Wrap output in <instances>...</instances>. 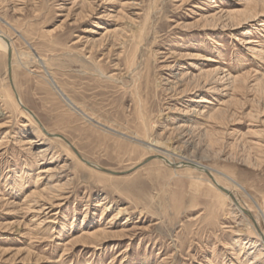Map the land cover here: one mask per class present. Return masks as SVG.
<instances>
[{
    "label": "rangeland",
    "instance_id": "1",
    "mask_svg": "<svg viewBox=\"0 0 264 264\" xmlns=\"http://www.w3.org/2000/svg\"><path fill=\"white\" fill-rule=\"evenodd\" d=\"M248 6L253 0H0L13 83L42 125L18 105L0 49V264H264L252 229L264 233V15L204 19ZM213 69L224 80L211 87L222 91L196 90L197 76ZM51 78L119 134L71 111ZM151 148L212 177L157 159L140 166Z\"/></svg>",
    "mask_w": 264,
    "mask_h": 264
},
{
    "label": "bare ground",
    "instance_id": "2",
    "mask_svg": "<svg viewBox=\"0 0 264 264\" xmlns=\"http://www.w3.org/2000/svg\"><path fill=\"white\" fill-rule=\"evenodd\" d=\"M242 2V1H241ZM253 2H254V6H248L247 8H246V10L245 11H243V12H222V13H218V14H221L220 16H218V14L216 15H212V16H209V15H207V17L205 16V18L204 19H208V20H213V22H214V19L216 18L217 19V17H221L222 16V18H224V16L226 17L225 19H226V21H228L229 19L230 20H233L236 16H239L240 14H242V16H243V18H246L245 19V21L243 22V23H247L248 21H252V20H256V19H258V17H262V15H264L263 13H264V0H253ZM243 3V2H242ZM247 5H249V4H247ZM243 6V5H242ZM260 6L261 7H263V8H261L260 9ZM263 10V11H262ZM262 11V12H261ZM223 14H225V15H223ZM222 18H220V19H222ZM240 18V17H239ZM218 20V19H217ZM244 20V19H243ZM222 21H224V20H222ZM8 22V21H7ZM138 22V21H137ZM209 22H211V21H209ZM216 22V21H215ZM225 22V21H224ZM236 22H238V21H236ZM259 22H261L260 24H258V26H261V27H264V21H259ZM221 23H223V22H221ZM235 23V22H234ZM216 24H217V22H216ZM219 24V23H218ZM222 25H224V24H222ZM226 25V24H225ZM213 26H215V25H213ZM226 26H229V25H226ZM210 27H211V25H210ZM219 27V26H218ZM232 27V26H231ZM223 28V27H222ZM210 29V28H209ZM224 29V28H223ZM153 32V31H152ZM105 35V34H104ZM247 41V40H246ZM247 46H249V49H252L253 47H252V45H253V41H247L246 43H245ZM2 48H5V49H7V50H9V49H11V51H12V62H11V85H12V88H13V90H14V92L16 93V97L18 96V98H19V100L17 99V103H18V105L23 109V107L22 106H24L25 108H27L24 104H23V102H22V100H21V98L19 97V95H18V93H17V91H16V88H15V85H14V83H13V77H12V74H13V65H14V60H13V49H12V42H11V40L6 36V35H4V34H2L1 32H0V49H2ZM95 51V50H94ZM9 67V66H8ZM8 74H9V68H8ZM48 74V73H47ZM46 74V75H47ZM50 75V73L48 74V76ZM187 76H188V74H187ZM222 75H221V73L219 72V69H216V70H214L213 69V71H208V72H201V74H199L197 77L199 78V80L201 81V82H199V84H197V86L195 87L196 88V90H203V89H206V88H208V91H209V93H210V91H213V92H216V91H219V92H221L222 90H220L217 86H215V87H211V86H213V83H216V82H219V81H222V80H224L223 79V77H221ZM9 77H10V74H9ZM110 77V76H109ZM195 77V76H194ZM225 77V76H224ZM197 78V79H198ZM54 79V78H53ZM52 78L50 79L51 80V85L53 86V88H54V90H56V92L60 95V97L66 102V104H67V106H68V108L71 110V111H74L76 114H78V115H80L81 117H82V119H84L85 120V122H87V123H89L90 125H93V127L95 126V127H101V129H103V131H105V132H107V133H109V132H113V133H115V134H119L118 133V131L116 132V130H114V129H112V128H110V127H108V126H105V125H103V124H101L98 120H96L95 118H93L92 116H90V115H88L86 112H84L74 101H73V99L72 98H69L68 97V95H67V93L64 91V90H62L56 83H55V81L53 80ZM187 79V78H186ZM115 80V79H114ZM196 80V79H195ZM212 80H215V81H213V82H211ZM178 81H180L179 79H178ZM235 81V80H234ZM233 81V82H234ZM119 82H121V81H119ZM181 82V81H180ZM232 82V83H233ZM237 81H235L234 83H236ZM183 83V82H182ZM232 83H231V85H232ZM181 84V83H180ZM185 84H186V82H185ZM237 85V84H236ZM228 87L230 86V85H227ZM182 87V86H181ZM178 88V87H177ZM180 88V87H179ZM189 88V87H188ZM238 89V88H237ZM174 90V89H173ZM227 90V89H226ZM187 91L188 90H182V95H184V94H186L187 93ZM208 91L206 92V93H208ZM224 91V90H223ZM178 94V93H177ZM181 94V93H180ZM58 95V96H59ZM186 96V95H185ZM195 103H198V104H202V103H206L205 102V100H203V99H199V100H197V101H195ZM221 104V103H220ZM28 109V108H27ZM24 110V109H23ZM29 110V109H28ZM186 110V109H185ZM185 110H182L183 111V113H184V115L186 116H190V115H193V113H195V114H199V111H196V110H194V111H192V110H187V111H185ZM31 111V110H30ZM144 111V110H143ZM31 113H32V117L33 116H35L34 115V113L31 111ZM173 113V112H172ZM215 113V112H214ZM213 113V114H214ZM221 113V112H220ZM204 114V113H203ZM210 114L211 115H209V117L211 118V117H213L214 115H216V114H219V111L218 112H216L214 115H212V113L210 112ZM221 114H219V116H220ZM137 120H138V125H140L141 127L140 128H142L143 130H148V128H149V123H148V121H147V119H146V115H145V113H143L140 109L138 110V112H137ZM35 118H36V116H35ZM36 120H37V118H36ZM103 122V121H102ZM137 126V125H136ZM94 127V128H95ZM186 128H188L187 126H178L177 128H175L177 131H179V132H183V130L184 129H186ZM44 129V128H43ZM97 129V128H96ZM100 129V128H99ZM139 129V128H138ZM174 129V130H175ZM189 129H191L190 127H189ZM37 130V129H36ZM187 130V129H186ZM185 130V131H186ZM142 131V130H141ZM144 131V132H145ZM189 131V130H188ZM192 131V130H191ZM37 132V131H36ZM143 132V131H142ZM140 134H142V133H140ZM139 134V135H140ZM149 134V133H148ZM58 136H60V135H58ZM110 136H111V134H110ZM121 138H126V135L125 134H123V133H121ZM137 136V135H136ZM142 136V135H141ZM115 137V136H114ZM117 137V136H116ZM65 139V138H64ZM131 139V138H130ZM66 140V139H65ZM125 140V139H124ZM123 140V141H124ZM141 140V139H140ZM137 137H135L134 138V142H139L140 141ZM143 140V139H142ZM141 140V141H142ZM144 141V140H143ZM146 142V141H145ZM24 143V142H23ZM32 143V142H31ZM150 143V142H149ZM143 145V144H142ZM158 145H159V143H158V141L157 142H155V141H152L151 140V146L152 147H158ZM70 146V145H69ZM145 146V145H144ZM150 146V147H151ZM144 148V147H143ZM149 148V147H148ZM75 150V149H74ZM151 150H152V148H151ZM159 150V149H158ZM155 151V150H152V152L151 153H155V154H151V155H149V156H147L144 160H143V162L141 163V165L144 163V161H146L148 158H152V160H154V159H157V160H161V161H163L166 165H168L170 168H172V169H174V170H176V169H180V168H184V169H187L188 171H198V172H200V173H208L209 172V170H208V168L207 167H205L204 165H201V164H199V163H194L193 161H191V160H188L187 158H185V160L183 161V162H181V163H175L174 161H173V159L170 157V156H166V155H160V154H156L157 152L159 153V151ZM148 151V150H147ZM168 151V150H167ZM78 154V153H77ZM147 154H148V152H147ZM166 154H167V152H166ZM172 156V155H171ZM82 159V158H81ZM82 161H84L83 159H82ZM85 162V161H84ZM156 162V161H155ZM162 162V163H163ZM87 165H89L90 167H93V168H95V169H98V170H100V169H102V168H100L98 165H96V164H94V163H90V162H85ZM140 165V166H141ZM137 168V167H136ZM100 171H103V172H105V173H109V172H111V171H109L108 172V170H105V169H102V170H100ZM112 173H114V172H112ZM210 173V172H209ZM208 173V174H209ZM110 174V173H109ZM112 175V174H111ZM209 175H211V174H209ZM211 177H212V175H211ZM209 182V181H208ZM211 185H212V187L214 188V189H217V190H219L221 193H223L224 194V196L226 197V198H230V199H232L228 194H226V193H224V192H222L221 190H220V188H223V189H226V188H224V187H222L221 185H220V183H219V181L217 180V179H213V181H211ZM228 188V187H227ZM227 191H229L228 189H226ZM230 192V191H229ZM231 193V192H230ZM59 194V193H58ZM232 194V193H231ZM62 197V196H61ZM236 200V199H235ZM37 201V200H36ZM233 201V200H232ZM234 202V201H233ZM43 204V203H42ZM51 204H52V202H51ZM237 204V203H236ZM235 204V205H236ZM8 205V204H7ZM258 206V205H257ZM49 207V206H48ZM238 207V206H237ZM51 208H53V206H51ZM50 208V209H51ZM41 209H45L46 211H47V207L46 206H41ZM53 210V209H52ZM127 208H125V209H121V210H119L118 211V214H120V215H127L128 214V212H127ZM239 210V209H238ZM42 211V210H41ZM48 211H50V210H48ZM241 211H244L243 209H241ZM240 211V212H241ZM258 211L261 213V215L263 216V218H264V210L263 209H261V207H259V209H258ZM41 214H42V212H41ZM52 215V214H51ZM44 216H46L45 214H44ZM44 216H42V217H44ZM49 216V215H48ZM47 216V217H48ZM41 219V218H40ZM39 220V219H38ZM44 220V219H43ZM255 221V220H254ZM43 222H45V220L43 221ZM255 222H257V221H255ZM41 223V222H40ZM48 223H50V222H48ZM55 224V223H54ZM20 225V224H19ZM43 225H45V224H43ZM257 225V224H256ZM43 227V226H42ZM252 229H253V231H255L256 232V234H257V236H258V238H259V240L261 241V244L263 245V247H264V233H260L259 231H258V229L256 228V226H254V224L252 225ZM19 230V229H18ZM97 235H99V234H93L92 236H91V238L93 239L94 237H96Z\"/></svg>",
    "mask_w": 264,
    "mask_h": 264
},
{
    "label": "water",
    "instance_id": "3",
    "mask_svg": "<svg viewBox=\"0 0 264 264\" xmlns=\"http://www.w3.org/2000/svg\"><path fill=\"white\" fill-rule=\"evenodd\" d=\"M11 62H12V51L11 49L8 50V66H9V74H10V81H11ZM17 99L19 100L18 96H17ZM23 109L29 113L30 115H32L31 111L28 110L27 108H25L24 106H22ZM34 119L36 120L35 116H33ZM38 122V124L42 127V125L40 124V122L38 120H36ZM43 129V128H42ZM43 131L45 132V130L43 129ZM46 133V132H45ZM48 136H50L51 138H59V139H63L65 140L62 136H58V135H51V134H47ZM66 141V140H65ZM152 161V158H148L146 161H144V163L141 165H145L147 164L148 162ZM102 170V169H100ZM109 172V171H108ZM110 174L112 175H120L119 173H112V172H109ZM220 190L226 194H228L232 200L234 201V203L236 204V200H235V197L233 196V194H231L229 191H227L226 189H223V188H220ZM246 213V212H245Z\"/></svg>",
    "mask_w": 264,
    "mask_h": 264
}]
</instances>
